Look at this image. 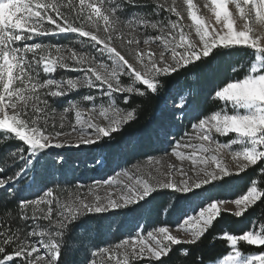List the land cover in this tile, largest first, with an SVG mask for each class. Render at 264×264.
Returning a JSON list of instances; mask_svg holds the SVG:
<instances>
[{"label": "snow or ice", "instance_id": "snow-or-ice-1", "mask_svg": "<svg viewBox=\"0 0 264 264\" xmlns=\"http://www.w3.org/2000/svg\"><path fill=\"white\" fill-rule=\"evenodd\" d=\"M193 69L210 82L214 107L195 109L198 89L177 87L145 132L175 160L147 155L107 179L18 199L11 222L0 223V264H64L67 240L85 218L121 215L135 225L96 246L86 264H167L176 249L189 256L223 212L243 218L264 204V0H0V147L19 145L0 159L6 201L22 181L31 187L42 158L63 167L74 151L104 169L114 157H135L138 135L117 140L141 109L132 99L158 96L172 74ZM184 116L189 125L174 136ZM249 172L243 194L219 198ZM161 198L166 218L147 230L143 213ZM223 239L230 250L210 264H264V222ZM238 242L255 250L243 254Z\"/></svg>", "mask_w": 264, "mask_h": 264}, {"label": "trees", "instance_id": "trees-1", "mask_svg": "<svg viewBox=\"0 0 264 264\" xmlns=\"http://www.w3.org/2000/svg\"><path fill=\"white\" fill-rule=\"evenodd\" d=\"M61 42L67 43V41ZM189 85L198 89V91L194 92L192 99H194V104L198 106L199 111L207 112L210 108L214 107L213 104L208 102L207 95L211 84L200 75L198 70L193 69L190 72L181 71L179 74H172L171 78L165 81V91H162L160 95L150 96L147 99L141 97L132 99V104H140L141 109L138 112V117L135 122L127 126L123 134L117 137V140L122 141L128 136L138 135L140 137L139 151L135 157L132 153L122 154L120 156V162L118 163L129 164L135 159H141V157L145 155L158 152L159 146L155 142V138L147 136L145 132L162 117L163 112L161 111V103L167 93L177 87L184 88ZM18 147L19 145L15 141H9L3 147H0V159L4 158L6 154L10 155L8 153L9 149ZM73 154L75 156L72 157H79L80 155L77 152H70L69 155L71 156ZM44 159L46 158H42L41 163L37 165L34 184H32L31 187H26V181H22L18 186L19 190L16 192V197L8 201L5 199L7 193L0 191V223L7 224L11 222L16 213L15 206L17 200L20 198H32L28 196L29 191H32L35 187L40 191L43 188L52 186V181L48 176V171L50 170H45L44 172L42 170ZM8 163L11 165L10 159ZM0 167H3V165L0 164ZM252 175L251 172H249L247 176L241 174L240 177L235 179L233 186L221 192L219 198L225 199L230 193H243L249 186V178L252 177ZM167 204L168 201L161 198L158 202L148 207L143 213L142 218L145 221L146 227L160 224L162 220H165V208ZM5 207L8 209L7 211L4 210ZM262 216H264V204L259 203L255 207L250 208L243 218H237L233 214L223 212L210 232L206 234L201 242L191 248L189 256L185 258L177 255L179 249H176V252L172 254L171 260L168 261L167 264H176L177 261L179 264H195L198 256L203 257L205 264L210 263L215 258L220 257L221 254H226V252L230 250V246L226 245L223 239L224 231L230 234H239L242 230L249 228L254 219L257 221V224L259 222H264L261 221ZM132 218L136 220L134 217ZM90 225H95V227L92 228ZM111 225V223H108L105 219L102 220V218H85L80 225L75 227L67 241L68 247L64 249L62 255L64 264H79L81 258L84 257V253H86L90 247L104 243ZM13 227H15V224H13ZM102 228H104V231ZM238 247L242 253H251L255 250L254 246L250 247L246 242H238Z\"/></svg>", "mask_w": 264, "mask_h": 264}, {"label": "rangeland", "instance_id": "rangeland-1", "mask_svg": "<svg viewBox=\"0 0 264 264\" xmlns=\"http://www.w3.org/2000/svg\"><path fill=\"white\" fill-rule=\"evenodd\" d=\"M200 2H201V0H194V3H200ZM57 38H55V39H57ZM70 39H71V37H70ZM61 74H62L61 71L58 70L57 74H55L56 78H60ZM64 74L65 75H75V73H64ZM184 88H187V87H184ZM192 101H193L194 108L199 110L198 106H196L194 104V99H192ZM166 103H168V104L172 103V101L168 97V95H166V97L162 100V103H161V111L163 112V115L166 114L165 113V104ZM181 115H183V114L177 113V117H180ZM189 120H190L189 116H184V118L182 120L181 119H175L174 126H173V135L178 137L185 130L186 126L189 125ZM155 142L159 146V150L157 153L149 154V155H153V156L159 158L161 160V164H163V165H166L167 163L173 162L175 160V157L174 156H168L165 154L166 153V145L162 141L157 140V139H155ZM70 152H74V151H70ZM70 152L66 153V162L63 165V167L55 165L54 161L51 158L44 159L42 170H43V172L45 170H50V171H48V176L52 181V186H54L56 184H59L61 187H64L65 185L70 186V185L76 183L77 181H80L84 184H88V183H91L92 180L107 179L110 175L113 174V169H115L116 171H119L120 168L129 167L132 164H135L137 162L143 163L147 158V155H145V156L141 157V159H135L131 163L125 164V163H118V162H120V156H121L120 155V156H117V157L110 159L108 165L104 169H93V168L87 167L85 165V162L81 158L80 155H79V157L77 155H76L77 157H72L75 155L73 154L70 156L69 155ZM77 161H79V164H80L79 167L75 166ZM117 165H119L120 167L118 168ZM32 184H34V182ZM37 189L38 188L35 187L32 191H29L28 196L33 197V195L39 194L38 192H40V191H38ZM243 193H241V194H243ZM241 194L230 193L227 196V198H225L224 200H232L234 198H238V196ZM227 208L234 211L235 206L233 204L229 203L227 205ZM227 213H230V212H227ZM97 218H102V220L105 219V221L107 220L108 223L112 224L110 226V231L108 232L107 238L105 239L104 243H102L101 245H98V246H104L107 243H114V242L118 241L120 238H122L124 236V234L126 232L130 231L136 223V220H134L131 216L121 215L118 218H110V217H97ZM163 221L164 220H162V222ZM141 224L147 230H150V228L152 226H161L162 225V223H160V224H155V225L146 227L145 221L143 219L141 220ZM102 229L104 231V228H102ZM95 247L96 246L90 247V249L86 253H84V257L81 258L79 264H86V261L89 258V252L91 250H93ZM243 254H249V253H243ZM208 264H210V263H208Z\"/></svg>", "mask_w": 264, "mask_h": 264}]
</instances>
